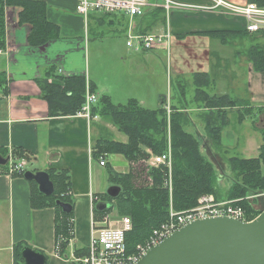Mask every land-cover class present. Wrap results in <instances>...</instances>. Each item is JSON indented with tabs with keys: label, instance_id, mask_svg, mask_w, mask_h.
Instances as JSON below:
<instances>
[{
	"label": "crops",
	"instance_id": "crops-1",
	"mask_svg": "<svg viewBox=\"0 0 264 264\" xmlns=\"http://www.w3.org/2000/svg\"><path fill=\"white\" fill-rule=\"evenodd\" d=\"M34 1L45 4L47 19L59 27L60 34L56 40L33 47L28 42L31 26L19 24L21 9L5 8V46L0 49V73L4 72L7 75L8 93H0V150L7 151L8 156H11L10 160L14 162L25 159H14L13 152L16 149L24 151L31 161L29 163L26 160L28 162L26 171L69 173L70 196L74 202V239L70 244L69 259H61L55 254V211L52 208L35 210L31 207L32 181L25 179V173L9 174L7 172L9 161L6 169L0 167V264H16L15 248L19 245L46 255L47 264H74L73 249L88 248L90 245L95 202L97 205L102 203L100 196L105 195L111 187L107 166L119 173L129 172L130 166L121 156H114L113 162H110V156L105 160L107 166L101 167L100 160L92 157L93 148L98 140L112 136L116 128L112 124H102L101 119L88 122L78 116L50 117L48 105L41 98L38 81L45 78L49 70L54 69L53 75L63 78L83 77L85 88L88 85L91 90L92 87L98 98L107 96L114 104L119 105L135 99L148 110H157L160 107V98L168 96L164 94L167 91V81L164 78L162 88L159 89L147 84L144 88L145 93H139L141 89L138 88L136 81L144 76L136 75L134 71L136 60H145L148 57L144 54L155 52L156 48L150 52L139 53L129 49L126 46L128 26H122L120 32L125 44H118L115 50L98 53L99 56L109 57L122 65L117 72L110 74L111 82L115 81L117 84L119 81V89L103 85L99 77L93 75L91 71L90 26H87L89 18L77 15L75 12L77 0ZM175 1L191 5L208 3L207 0ZM227 1L235 4L249 3V0ZM195 14L200 16L181 14L183 17L181 21L188 23V25L185 23L187 26H192L185 33L184 30L178 29L185 24L179 23L180 15H177L174 27L170 26V31L173 28L175 30L172 34L178 38L188 33L201 36L205 35V32L236 31L251 36L236 20L215 14ZM95 15L97 14L92 13L90 16ZM111 17L129 21L123 14ZM166 27L159 33L169 30ZM101 39L105 43L104 39L107 38L102 35ZM240 54L234 53L231 59H223L214 53V56L212 53L208 54L211 70L207 73H212L218 60L227 64L225 67L228 66L230 72L234 74L233 80L241 77L246 71L247 83L243 88L246 95H239L240 97L248 95L250 107L256 112L264 109V68L262 72H257L251 61H248L247 53L243 56ZM100 67L104 68L103 65ZM55 81L51 78L48 82L53 84ZM225 95L233 97L232 91ZM117 142L126 143L127 137L120 138ZM111 219L112 223L114 219ZM96 222L100 227L106 226L101 223L102 220Z\"/></svg>",
	"mask_w": 264,
	"mask_h": 264
},
{
	"label": "trees",
	"instance_id": "trees-1",
	"mask_svg": "<svg viewBox=\"0 0 264 264\" xmlns=\"http://www.w3.org/2000/svg\"><path fill=\"white\" fill-rule=\"evenodd\" d=\"M264 7V0H249ZM18 7L19 24L31 26L28 42L37 47L59 38V27L50 22L46 15L43 2L34 0H0V49L5 46V8ZM112 15L101 14L90 16L99 25ZM89 17V18H90ZM140 22L147 21V26H136L139 33H151L155 22L165 23V12L160 9L149 10L143 16L137 17ZM113 22V21H112ZM247 33V32H246ZM227 45L234 36H248L236 31L205 32ZM249 34V33H248ZM251 37L264 35L251 34ZM249 60L257 72L264 68V48L254 46ZM54 69L46 73V77L38 81L41 98L48 105L50 117H73L81 111L85 103V81L83 77L63 78L53 75ZM56 80L49 83V79ZM194 102L203 106L207 112L199 117L203 120L204 133L188 131L190 116L187 108L171 107L170 117L164 108L165 97L160 98L157 110H148L135 99L126 104H114L107 96H101L92 107V116L112 124L116 130L127 137L126 143L109 138L98 140L92 151L96 160H106L110 156H121L130 166L127 173H119L108 167V180L111 186L121 188V194L111 199L106 194L100 196L102 203H110L109 209L99 212L93 208V218L100 221L104 216L116 211L118 217H129L133 223V231L127 235L128 253L135 251L136 245L146 242L153 230L159 228L169 219L170 209L184 212L195 208L203 196L212 195L217 202L236 201V206L249 210L246 199L259 192H264V175L260 160L264 161V132L262 146L257 158L245 159L231 156L230 150L222 145L223 129L228 126V111L241 108L239 120H245L253 109L249 103L234 99L229 95H211L208 91L214 81L207 72L193 74ZM183 88L182 85H180ZM184 91L183 89H181ZM93 93L94 90L91 87ZM0 93H8V79L4 72L0 73ZM185 92L181 96L185 98ZM264 112L260 109L259 113ZM171 151V173L165 167L153 168L147 171L146 161L153 155L159 156ZM0 155L7 157V151L0 150ZM16 160L29 156L21 149L13 152ZM6 169L7 167H2ZM141 173H146L150 182L138 186ZM50 180L54 185L53 195L47 197L41 194L35 182L32 184L31 207L35 210L52 208L55 211V254L61 259L70 258V244L74 239V202L70 196L71 179L66 171H49ZM171 179V192L169 188ZM72 206L70 214L62 212L57 202ZM261 210L251 216V220L259 216ZM24 247L15 248L16 264H22L21 251ZM88 248L75 247L72 252L74 264H79L88 255ZM46 256V255H45ZM47 261L48 257L46 256Z\"/></svg>",
	"mask_w": 264,
	"mask_h": 264
},
{
	"label": "rangeland",
	"instance_id": "rangeland-1",
	"mask_svg": "<svg viewBox=\"0 0 264 264\" xmlns=\"http://www.w3.org/2000/svg\"><path fill=\"white\" fill-rule=\"evenodd\" d=\"M180 13L200 16L193 12L185 11H172L168 15L165 13V23L155 22L152 25L153 28L150 32L159 33L163 27H166L167 25L168 27L166 28L170 31V26L174 27V22L176 20L175 17L177 15H180L179 23L185 24L186 22H182L183 17ZM96 14L97 16L101 15V13ZM139 20V18H134L129 19L128 21L117 17H109L100 25L96 23L92 17H90L87 21V26H90L89 56L91 71L93 75L99 77L103 85L107 87L112 86L117 90L119 89V81H117V84L115 81L111 82L110 74L112 72H117L122 65L109 57L106 58L101 55L99 56L98 53L100 54L101 52L105 53L109 50H115L118 44H125V39L120 32L122 26H147V21L143 20L140 22ZM186 24L188 25V23ZM186 24L179 26L178 28L179 30H184L183 33H185L188 28L192 27L187 26ZM174 31V28L170 31L172 37L169 47L167 44H163L162 46L156 47L155 52L144 54L148 57L145 60H136L134 71L137 76H144L140 78V80L136 81V83L139 86L138 88L141 89L139 90V93L143 94L145 93V85L149 84L152 87L156 86L159 89L162 88V82L164 81V78H166L167 91L164 94L168 95L165 97L167 99V103L171 107L176 106V108L179 109H182V107L185 106L187 108L186 113L189 114L191 122V125L187 130L193 133L195 131V133H204L203 120L199 117V115L207 112V110L199 103L194 102V87L192 83L193 74L196 72L210 73L211 69L208 62V54L210 55V53H212V55L213 53L218 54V56L223 59L233 58L234 53L237 54L240 52V55L242 56L247 53L246 55L249 61L250 52H252L254 46L264 48V39L251 36H234L230 38L227 45H225L218 39L207 35L195 36L198 35L195 33L184 34L177 38L172 34ZM102 35L107 38L104 39V42L106 41L105 43H103V40L101 39ZM213 62H215V59ZM222 62L223 61L218 60L217 66L212 70L211 77L214 81V85L211 86L208 92L211 95L220 96L230 94L232 91L234 99L249 103L248 95L240 97V95H246L243 92V88L247 83V72L245 71L244 74H241V77L239 76V78L233 80L234 74L230 72L228 66L225 67L227 64H223ZM100 65H103L104 68H101ZM223 79L227 80L225 81ZM180 85H182L183 88H181ZM181 92H185V98L184 96H181ZM163 101L166 100L164 99ZM239 111H242L241 108L228 111L229 124L223 129L222 145L226 149L230 150L231 156H240L245 159L246 157H250L249 159L257 158L260 154V148L263 142L262 132H264V112L259 113V110H257L256 112H252V116L248 115L249 117L241 121L239 120ZM259 114H261V116H259ZM107 123V121H103L102 124ZM113 133L114 134L112 136H108L109 139H116L118 141L120 138L125 137L122 133H119L116 130ZM113 157L114 156L110 157V162H113ZM260 165L262 174L264 175V161L260 160ZM149 169H153V167H149ZM141 174V177H139L137 182H135L138 186L146 183V181L150 182L146 173ZM246 201L250 208L249 210H243L247 219L251 220V216L254 217L255 213L264 209V192L252 194L246 199ZM108 216L110 219L113 218V221H117L121 218L117 216L116 211H111ZM146 242L138 245H145ZM138 245H136V247Z\"/></svg>",
	"mask_w": 264,
	"mask_h": 264
},
{
	"label": "built area",
	"instance_id": "built-area-1",
	"mask_svg": "<svg viewBox=\"0 0 264 264\" xmlns=\"http://www.w3.org/2000/svg\"><path fill=\"white\" fill-rule=\"evenodd\" d=\"M204 5H191L177 2L175 0H77L75 12L77 15L88 19L92 13L101 14H123L128 19L143 16L149 10L160 9L167 15L172 11H185L203 14H215L224 18L236 20L242 29L249 34L264 35V7L255 3L235 4L227 0H207ZM169 30L161 33H139L135 26H128L126 31V46L134 52H150L156 47L167 44L171 40ZM98 97L89 86L86 87L85 103L75 116L82 117L88 122L98 121L99 117L92 116V107L97 104ZM164 108L167 117L172 112L171 106L164 98ZM11 159V156H10ZM145 168L165 167L171 173V151L166 154L153 155L146 161ZM106 161L100 159V166L105 167ZM28 168V162L22 160L14 162L10 160L8 166L9 174H23ZM169 188L171 190V179L169 177ZM236 201L217 202L212 195L203 196L198 200L195 208L175 212L170 209V219L159 228L153 230L152 235L145 245L136 247L134 253L129 254L126 238L133 231V223L129 217H121L111 223L108 215L104 216L102 222L106 226L100 227L97 222L92 221L91 240L88 247V255L79 264H137L139 260L152 248L156 247L163 240L179 231L184 226L197 220L207 218L227 217L244 223H251L258 218L248 220L242 207L236 206ZM114 212V210H113ZM116 225H113V224Z\"/></svg>",
	"mask_w": 264,
	"mask_h": 264
},
{
	"label": "water",
	"instance_id": "water-1",
	"mask_svg": "<svg viewBox=\"0 0 264 264\" xmlns=\"http://www.w3.org/2000/svg\"><path fill=\"white\" fill-rule=\"evenodd\" d=\"M10 156L0 155V167H5ZM24 177L37 184L41 194L49 197L54 185L47 172L26 171ZM121 188L111 186L106 195L116 199ZM65 214L72 206L57 202ZM110 203H100L103 212ZM22 264H47L44 254L29 247L21 251ZM137 264H264V212L253 222L244 223L227 217L207 218L192 222L163 240L143 256Z\"/></svg>",
	"mask_w": 264,
	"mask_h": 264
}]
</instances>
